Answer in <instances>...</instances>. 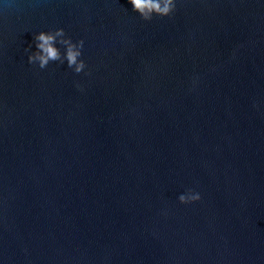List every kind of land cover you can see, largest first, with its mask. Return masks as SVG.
<instances>
[{
  "label": "water",
  "instance_id": "1",
  "mask_svg": "<svg viewBox=\"0 0 264 264\" xmlns=\"http://www.w3.org/2000/svg\"><path fill=\"white\" fill-rule=\"evenodd\" d=\"M174 2L0 0V264H264V0Z\"/></svg>",
  "mask_w": 264,
  "mask_h": 264
},
{
  "label": "clouds",
  "instance_id": "2",
  "mask_svg": "<svg viewBox=\"0 0 264 264\" xmlns=\"http://www.w3.org/2000/svg\"><path fill=\"white\" fill-rule=\"evenodd\" d=\"M133 12L137 13L144 21H149L153 16L168 17L175 11L174 0H130ZM33 42L35 50L26 48L27 61L29 64H37L40 69H45L49 62H60L72 69L74 73H81L86 64L82 56V48L84 41L82 39L72 41L70 37L65 35L62 28H56L50 31H40L33 35ZM57 44L64 47L63 54L56 46ZM87 74V73H86ZM200 196L198 193L193 192L191 189L187 190L185 194L178 196V201L181 204L192 203L198 201Z\"/></svg>",
  "mask_w": 264,
  "mask_h": 264
}]
</instances>
